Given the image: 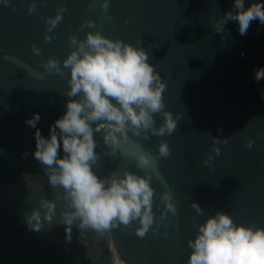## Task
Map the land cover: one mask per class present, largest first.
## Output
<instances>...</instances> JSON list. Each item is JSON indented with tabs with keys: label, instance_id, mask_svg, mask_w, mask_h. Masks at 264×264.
Returning <instances> with one entry per match:
<instances>
[{
	"label": "water",
	"instance_id": "95a60500",
	"mask_svg": "<svg viewBox=\"0 0 264 264\" xmlns=\"http://www.w3.org/2000/svg\"><path fill=\"white\" fill-rule=\"evenodd\" d=\"M29 2L5 5L0 0V264H187V240L194 237L195 225L217 210L229 212L236 222L264 226V80L254 79L255 70L264 67V25L253 21L242 36L238 23L229 21L224 33L215 32L213 20L232 10L234 0H108L107 9L105 0H37L33 14ZM251 2L245 0V7ZM60 4L67 11L47 41L41 14L54 16ZM87 19L94 20V27L81 29ZM96 29L133 44L141 40L167 82L166 109L174 116L183 113L171 135L143 139L129 133L114 157L105 155L104 133H95L101 160L93 168L100 176L111 170L122 174L124 168L144 174L136 167L135 152L156 153L161 139L171 149L168 158L157 161L161 179L153 174L151 181L153 227H159L143 238L135 233L136 222L131 230L121 225L103 235L79 231L74 224L68 234L60 219L62 199H57L51 225L37 232L24 222L25 212L41 196H55L33 155L36 129L25 120L39 113L36 128L47 137L68 99V73H50L42 61L49 56L62 61L70 51L69 35L83 38ZM33 44L40 55L32 51ZM156 121L162 123V115ZM213 137L228 138L219 145V156ZM250 137L251 149L246 146ZM210 153L212 168L204 163ZM165 182L178 211L161 220Z\"/></svg>",
	"mask_w": 264,
	"mask_h": 264
},
{
	"label": "clouds",
	"instance_id": "9594fccd",
	"mask_svg": "<svg viewBox=\"0 0 264 264\" xmlns=\"http://www.w3.org/2000/svg\"><path fill=\"white\" fill-rule=\"evenodd\" d=\"M9 2L3 0L5 5ZM103 7L107 9L108 0ZM36 11L37 0H31L28 12ZM65 11L66 6L60 4L54 16L41 14L45 21V40L52 39L49 33L62 21ZM256 20L264 25V2L254 0L245 7V0H234L232 10H226L213 20V28L215 32L224 33L225 25L234 21L243 36ZM94 24V20L87 19L80 28L91 29ZM68 39L70 51L62 61L54 56L42 61V66L50 73L54 71L61 76L68 73L65 112L49 126L47 137L36 128L41 119L39 113L25 120L27 126L36 129L33 155L41 164L49 186L55 190V196L51 199L41 196L38 204L25 212L24 222L37 232L45 223L51 225L57 199H62L64 207L60 210V219L68 234L74 224L79 231L93 229L103 235L105 230L121 225L131 230L133 222L137 223L135 233L141 238L149 231L156 233L159 224L153 227L155 189L151 181L153 174L161 179L157 161L171 155L168 143L161 139L156 153L141 148L133 154L136 167L144 174L124 168L122 174L111 170L106 176H100L93 168L101 160L96 151L95 133H104L103 142L109 149L105 155L114 157L122 140H129V133L143 139H149V134L161 138L171 135L183 113L174 116L166 109L163 93L167 82L150 62L149 51L141 40L133 44L98 29L87 30L83 38L69 35ZM31 47L36 55L41 54L36 44ZM254 79L264 80V67L255 70ZM157 114L163 117L158 126ZM227 142L228 138L213 137L212 148L217 156L221 151L219 145ZM253 144L254 138L250 137L246 146L251 149ZM27 155V152L23 154L25 158ZM212 161L210 153L204 163L212 168ZM164 187L160 196L164 205L161 220L178 211L166 182ZM191 205L197 214L203 215L204 209L197 202ZM195 229L194 237L187 240L190 249L187 264H264V226L236 222L229 212L217 210L196 224ZM118 264L125 262L121 260Z\"/></svg>",
	"mask_w": 264,
	"mask_h": 264
}]
</instances>
